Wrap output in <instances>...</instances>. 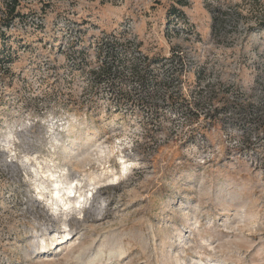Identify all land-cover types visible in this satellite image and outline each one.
I'll return each instance as SVG.
<instances>
[{"label":"rangeland","instance_id":"1","mask_svg":"<svg viewBox=\"0 0 264 264\" xmlns=\"http://www.w3.org/2000/svg\"><path fill=\"white\" fill-rule=\"evenodd\" d=\"M18 1L0 264H264V0ZM110 47L118 73L94 79ZM54 179L88 196L65 242Z\"/></svg>","mask_w":264,"mask_h":264},{"label":"bare ground","instance_id":"2","mask_svg":"<svg viewBox=\"0 0 264 264\" xmlns=\"http://www.w3.org/2000/svg\"><path fill=\"white\" fill-rule=\"evenodd\" d=\"M65 150H66V148H65ZM48 181H50V180H48ZM59 181L60 180H57V181L55 180V182H53L54 189L51 190V194L49 193L50 195H48V192H47L48 187H45L44 182L41 183L40 185L42 186V188H44L41 190V197L47 201H50V204L52 205V208H51L52 211L50 209L44 210L45 215L47 217V221L50 222L48 225L49 227L46 229V231L51 234L52 233L51 229L53 228L54 224L56 222H62L65 229L62 231V234L60 236L59 235L58 236L60 237L59 239L62 240L61 242H65L66 237H68V235H70V233H71L70 232L71 231L70 230L71 225L74 223H77L79 221V220H77L76 217H74V214L77 212H79V213L83 212V211L77 210L78 205H80L81 207L83 205L80 201V198H83V201H84L85 198H88V196H87V193H80L79 196H77L78 190L75 191V188L72 187L71 183H69V185H67V186H61V183ZM96 203H98V205H100L99 206L100 208H98V210H97V212L100 214L101 213V206H103L102 200L100 199ZM92 207H94L93 203L91 204V208ZM75 210H77V211H75ZM55 233L60 234V232H55ZM57 240L58 239H56V241ZM56 241H55V239L53 240L54 243ZM57 246H58V244L56 245V247Z\"/></svg>","mask_w":264,"mask_h":264},{"label":"trees","instance_id":"3","mask_svg":"<svg viewBox=\"0 0 264 264\" xmlns=\"http://www.w3.org/2000/svg\"><path fill=\"white\" fill-rule=\"evenodd\" d=\"M19 1L18 0H4V7L6 8L5 10V16L3 19V26H0V38L1 36H3L5 39H10V34L6 35L5 33H3L4 31L2 30L3 28H5L7 30V32L11 31L12 28V20L19 15V13L17 12V7L19 6ZM213 11V10H212ZM240 15V13H238ZM223 15V14H221ZM215 14H211V18H212V32H214V34H217L221 31L222 27H223V22L219 21L216 17V19L214 18ZM217 24L219 25V27L217 28ZM260 26L264 27V23L260 22ZM9 42V41H8ZM106 44V43H105ZM102 45V44H101ZM10 46L11 49L13 48V43L10 42ZM104 47L100 46V49H102ZM113 47H110L107 51V55L105 57V59H103L101 61V64L99 65V67L93 72L94 74V79H109V78H113L114 75H116L118 73L115 60H116V52H109L110 50H112ZM147 74H149L147 71L143 72V71H137V77H138V81L139 83L146 88L147 84H148V77ZM173 98L172 94H167V100H171Z\"/></svg>","mask_w":264,"mask_h":264}]
</instances>
